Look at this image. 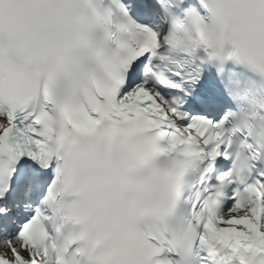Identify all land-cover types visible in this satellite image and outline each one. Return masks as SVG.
I'll return each instance as SVG.
<instances>
[{"label":"snow or ice","instance_id":"obj_1","mask_svg":"<svg viewBox=\"0 0 264 264\" xmlns=\"http://www.w3.org/2000/svg\"><path fill=\"white\" fill-rule=\"evenodd\" d=\"M0 264H264V0H0Z\"/></svg>","mask_w":264,"mask_h":264}]
</instances>
